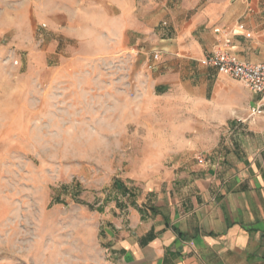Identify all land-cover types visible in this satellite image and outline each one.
<instances>
[{"label": "crops", "instance_id": "0c3cea01", "mask_svg": "<svg viewBox=\"0 0 264 264\" xmlns=\"http://www.w3.org/2000/svg\"><path fill=\"white\" fill-rule=\"evenodd\" d=\"M98 1L102 32L59 53V73L116 61L103 89L117 87L150 138L171 140L134 206L106 217L105 264H264V114L252 117L264 95L203 64L216 50L264 62V0ZM42 16L72 38V13Z\"/></svg>", "mask_w": 264, "mask_h": 264}, {"label": "rangeland", "instance_id": "374dc122", "mask_svg": "<svg viewBox=\"0 0 264 264\" xmlns=\"http://www.w3.org/2000/svg\"><path fill=\"white\" fill-rule=\"evenodd\" d=\"M98 2L0 0V264H105L106 217L133 207L166 158L171 140L150 138L117 87L103 89L116 61L59 73V53L102 32ZM59 8L73 14L72 38L42 16Z\"/></svg>", "mask_w": 264, "mask_h": 264}, {"label": "built area", "instance_id": "2783aa9c", "mask_svg": "<svg viewBox=\"0 0 264 264\" xmlns=\"http://www.w3.org/2000/svg\"><path fill=\"white\" fill-rule=\"evenodd\" d=\"M155 60L159 55L154 56ZM203 64L218 70V72L232 80L244 84L252 93L264 95V62L261 63H243L236 60L225 50H216L208 53ZM260 101L252 109V116H261L264 114V104Z\"/></svg>", "mask_w": 264, "mask_h": 264}]
</instances>
